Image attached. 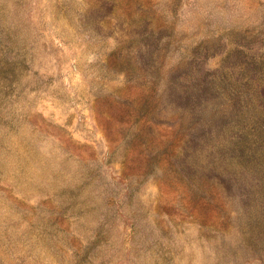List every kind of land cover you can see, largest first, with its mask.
I'll list each match as a JSON object with an SVG mask.
<instances>
[{"label": "rangeland", "instance_id": "374dc122", "mask_svg": "<svg viewBox=\"0 0 264 264\" xmlns=\"http://www.w3.org/2000/svg\"><path fill=\"white\" fill-rule=\"evenodd\" d=\"M0 264H264V0H0Z\"/></svg>", "mask_w": 264, "mask_h": 264}]
</instances>
